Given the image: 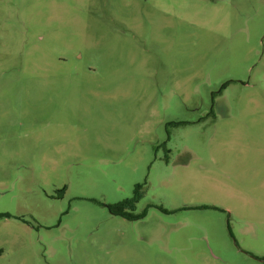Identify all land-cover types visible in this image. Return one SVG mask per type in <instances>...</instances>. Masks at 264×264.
I'll list each match as a JSON object with an SVG mask.
<instances>
[{"label": "rangeland", "instance_id": "obj_1", "mask_svg": "<svg viewBox=\"0 0 264 264\" xmlns=\"http://www.w3.org/2000/svg\"><path fill=\"white\" fill-rule=\"evenodd\" d=\"M0 264H264V0H0Z\"/></svg>", "mask_w": 264, "mask_h": 264}, {"label": "trees", "instance_id": "obj_2", "mask_svg": "<svg viewBox=\"0 0 264 264\" xmlns=\"http://www.w3.org/2000/svg\"><path fill=\"white\" fill-rule=\"evenodd\" d=\"M122 215H126V216H128V214H126L125 212H123V211H121L120 212Z\"/></svg>", "mask_w": 264, "mask_h": 264}]
</instances>
